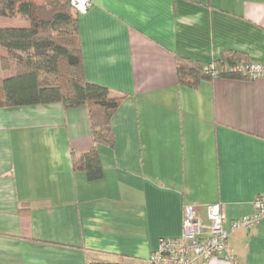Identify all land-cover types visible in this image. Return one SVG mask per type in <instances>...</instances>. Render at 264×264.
I'll return each instance as SVG.
<instances>
[{
  "label": "crops",
  "instance_id": "crops-1",
  "mask_svg": "<svg viewBox=\"0 0 264 264\" xmlns=\"http://www.w3.org/2000/svg\"><path fill=\"white\" fill-rule=\"evenodd\" d=\"M91 1L79 14L85 76L123 96L115 144L99 146L91 181L71 158L93 145L86 106L0 108V264L146 261L181 235L185 205L205 218L222 203L228 229L264 193V77L191 87L176 69L177 57L206 65L227 52L264 63V0ZM228 243L238 264H264V218Z\"/></svg>",
  "mask_w": 264,
  "mask_h": 264
},
{
  "label": "trees",
  "instance_id": "trees-1",
  "mask_svg": "<svg viewBox=\"0 0 264 264\" xmlns=\"http://www.w3.org/2000/svg\"><path fill=\"white\" fill-rule=\"evenodd\" d=\"M22 16L24 26L0 25V108L50 105L64 108L86 106L93 145L87 152H72L75 172L83 171L89 180L103 176L99 146L113 147L115 133L112 117L123 96H115L104 85L86 79L80 37L79 13L71 0H0V18ZM249 61L240 52H227L216 61L218 66ZM205 65L177 57L178 83L191 87L203 79H214ZM226 76V75H223ZM226 77L242 78L239 75ZM29 204L19 211L27 213ZM89 264H147L146 261L119 257L115 260L92 259Z\"/></svg>",
  "mask_w": 264,
  "mask_h": 264
},
{
  "label": "built area",
  "instance_id": "built-area-1",
  "mask_svg": "<svg viewBox=\"0 0 264 264\" xmlns=\"http://www.w3.org/2000/svg\"><path fill=\"white\" fill-rule=\"evenodd\" d=\"M79 14H85L92 5L91 0H71ZM212 78L223 75H239L249 80L264 77V63L238 61L218 66L216 62L205 65ZM251 214L235 219L225 227L226 212L223 204L215 202L207 206L206 217L202 218L196 205H185L182 233L179 237L159 240L158 249L146 260L147 264H211L212 259L223 257L238 264L228 239L240 229H252L264 218V193L255 196Z\"/></svg>",
  "mask_w": 264,
  "mask_h": 264
},
{
  "label": "rangeland",
  "instance_id": "rangeland-1",
  "mask_svg": "<svg viewBox=\"0 0 264 264\" xmlns=\"http://www.w3.org/2000/svg\"><path fill=\"white\" fill-rule=\"evenodd\" d=\"M38 2H40V0H38ZM0 21H3L4 20H0ZM7 75V73H5L1 68H0V77H5Z\"/></svg>",
  "mask_w": 264,
  "mask_h": 264
}]
</instances>
